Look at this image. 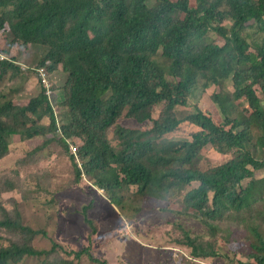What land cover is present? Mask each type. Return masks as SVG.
Listing matches in <instances>:
<instances>
[{
  "label": "trees",
  "instance_id": "16d2710c",
  "mask_svg": "<svg viewBox=\"0 0 264 264\" xmlns=\"http://www.w3.org/2000/svg\"><path fill=\"white\" fill-rule=\"evenodd\" d=\"M0 34L8 58L0 60V160L15 136L32 143L16 178H0V264L29 257L80 264L85 256L113 264L94 253L93 238L73 249L4 205L2 195L17 189L22 168L30 172L29 160L48 156L53 143L73 165L68 193L87 177L122 214L135 210L129 220L158 210L208 229L209 239L178 224L182 235L167 247L173 258L180 252L176 257L190 263L229 260V247L243 256L237 264H264V212L253 209L264 197V177H256L264 170V0H0ZM33 49L42 57L23 69L17 61ZM35 64L47 70L52 97L40 80L41 89L26 95V70ZM6 81L10 86H1ZM210 89L206 109L179 116L196 91ZM186 122L199 130L190 140H173ZM209 146L231 156L214 163ZM50 193L49 220L64 191ZM95 203L77 210L94 233ZM243 211L246 232L219 236V224H240ZM40 236L50 238V248L36 244Z\"/></svg>",
  "mask_w": 264,
  "mask_h": 264
},
{
  "label": "rangeland",
  "instance_id": "374dc122",
  "mask_svg": "<svg viewBox=\"0 0 264 264\" xmlns=\"http://www.w3.org/2000/svg\"><path fill=\"white\" fill-rule=\"evenodd\" d=\"M1 40V34H0ZM42 57V53L38 49L27 55L24 59L17 61L23 69H26L27 62L36 61V64ZM26 70L29 73L30 81L26 85V95H35L40 88V81L35 68ZM60 81L56 82L57 91L59 95H63L62 77L58 74ZM10 86L6 81L1 83ZM56 89V87H55ZM226 90L233 92V82L229 80L226 85ZM213 89L203 91H196L190 98L189 105L185 108H179L178 114L184 118L189 113H194L198 109H206L212 98ZM59 110V108H58ZM160 110L157 109L154 113L158 117ZM125 123H134L133 121L124 119ZM199 129L186 122L181 128L174 133L171 138L176 141L190 140L192 135ZM48 138H59L55 134H50ZM38 141V140H37ZM36 141V142H37ZM35 145V142H33ZM32 144V143H31ZM30 141L22 139L20 136H15L10 146L9 154L0 160V178L10 176L16 178L15 170L20 168L18 162L26 156L28 150L32 149ZM33 145V146H34ZM71 152V149H70ZM207 156L214 163H222L231 155H221L215 152L212 146L206 150ZM78 161V160H77ZM79 162V161H78ZM80 164V162H79ZM72 162L64 148L57 143H53L50 147V154L48 156L35 160H29V165L26 172L22 168L21 178L15 179L18 187L14 191L5 192L2 195L4 205L11 211L19 209L27 223L36 228H46L49 232V237L55 238L66 246L73 249L89 245L90 238H93L97 248L95 254L101 258H106L113 264H200L180 261L179 257L173 258L171 251L167 247L176 246L177 239L182 235L178 224L185 226V229H191L193 234L203 235L209 239L208 229L199 221L190 219L188 217H177L162 213L158 210L144 211L135 219V210L129 208L124 214L120 209L114 205L109 199L108 195L87 178L83 177L78 185L73 186V190L68 193V184L72 180ZM258 179L264 177V170L256 172ZM48 188L47 192L43 188L38 187V183ZM245 181L244 184H247ZM245 184V185H246ZM198 184L195 183L194 186ZM53 190H63L62 201L59 207L53 211V218L49 220L47 214L50 213L46 200L50 199V192ZM25 195L34 198L37 197L39 201L34 199L26 200ZM95 199V208L93 207L89 214L90 218L94 219L97 231L94 233L90 225L86 222L84 215L77 210H82L84 205H88ZM254 212H264V197L260 203L254 205ZM124 215V216H123ZM249 220V213L243 211L240 216V224L235 218L224 221L219 224V236L231 237L237 231L242 235L246 232V227ZM3 234V233H2ZM1 234V235H2ZM7 237L6 234H3ZM50 238L40 236L36 244L41 248L51 247ZM150 246L153 249L146 248ZM224 252H228L230 259L223 257L215 260L207 261V264H237L238 261H244L243 256L235 258L229 247H224ZM178 255H183L178 252ZM21 264H41L38 258L29 257ZM80 264H93L90 259L85 256Z\"/></svg>",
  "mask_w": 264,
  "mask_h": 264
},
{
  "label": "built area",
  "instance_id": "2783aa9c",
  "mask_svg": "<svg viewBox=\"0 0 264 264\" xmlns=\"http://www.w3.org/2000/svg\"><path fill=\"white\" fill-rule=\"evenodd\" d=\"M8 59L7 58V55L2 53L1 50H0V60H6ZM37 74H38V77H39V80L41 81V83L43 84V86L46 87V90H47V93L49 96L52 97L53 95V89H52V83L49 79V75H48V72L45 68H38L37 69ZM175 256H179L178 255V252L175 254Z\"/></svg>",
  "mask_w": 264,
  "mask_h": 264
}]
</instances>
